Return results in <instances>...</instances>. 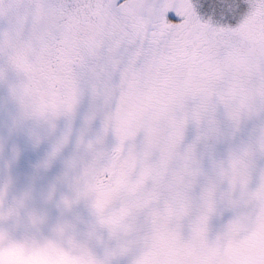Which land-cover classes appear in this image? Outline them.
Masks as SVG:
<instances>
[{
	"label": "snow or ice",
	"instance_id": "obj_1",
	"mask_svg": "<svg viewBox=\"0 0 264 264\" xmlns=\"http://www.w3.org/2000/svg\"><path fill=\"white\" fill-rule=\"evenodd\" d=\"M0 264H264V0H0Z\"/></svg>",
	"mask_w": 264,
	"mask_h": 264
}]
</instances>
